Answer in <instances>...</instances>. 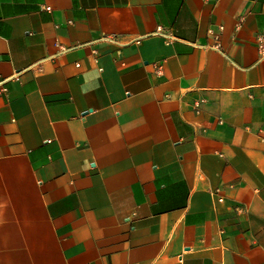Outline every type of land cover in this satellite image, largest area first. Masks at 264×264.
<instances>
[{
    "label": "crops",
    "instance_id": "1",
    "mask_svg": "<svg viewBox=\"0 0 264 264\" xmlns=\"http://www.w3.org/2000/svg\"><path fill=\"white\" fill-rule=\"evenodd\" d=\"M261 35L264 0H0V264H264Z\"/></svg>",
    "mask_w": 264,
    "mask_h": 264
},
{
    "label": "built area",
    "instance_id": "2",
    "mask_svg": "<svg viewBox=\"0 0 264 264\" xmlns=\"http://www.w3.org/2000/svg\"><path fill=\"white\" fill-rule=\"evenodd\" d=\"M47 10H51L52 8L50 6L46 7ZM216 48H219V44H215ZM257 47L258 50L261 54H264V35L259 36L258 38V42H257ZM7 79H15V80H19L18 77V73L13 74V76L9 77V78H0V88L3 91H7V88L3 85V83L7 80ZM199 106V104L197 105ZM50 140H47V142H49ZM219 201H222L221 198H218ZM182 258V256H180V259Z\"/></svg>",
    "mask_w": 264,
    "mask_h": 264
}]
</instances>
